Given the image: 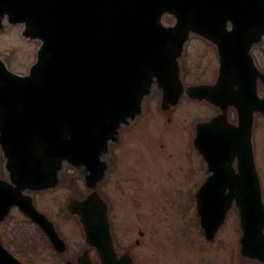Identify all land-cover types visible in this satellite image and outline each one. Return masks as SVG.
I'll list each match as a JSON object with an SVG mask.
<instances>
[{
    "label": "water",
    "instance_id": "obj_1",
    "mask_svg": "<svg viewBox=\"0 0 264 264\" xmlns=\"http://www.w3.org/2000/svg\"><path fill=\"white\" fill-rule=\"evenodd\" d=\"M164 14L174 17V25L162 24ZM5 16L23 23L24 36L41 45L28 75L13 74L0 62V144L10 179L0 180V219L17 205L62 253L66 246L53 224L20 192L54 187L64 162L82 168L86 185H94L108 141L140 112L156 83L162 104L176 103L185 92L223 111L237 110L240 125L215 140L202 128L218 126L219 117L197 125L193 144L212 174L196 193V211L211 240L234 202L240 254L264 263V205L251 141L264 98L256 96L249 75H258L249 49L264 36V0H0V23ZM190 34L218 47L219 78L212 86L183 88L178 79L177 59ZM227 158L237 161L236 173ZM67 208L79 217L100 264H132L114 253L106 206L97 193ZM78 262L88 264L87 250ZM0 264L20 263L0 246Z\"/></svg>",
    "mask_w": 264,
    "mask_h": 264
},
{
    "label": "rangeland",
    "instance_id": "obj_2",
    "mask_svg": "<svg viewBox=\"0 0 264 264\" xmlns=\"http://www.w3.org/2000/svg\"><path fill=\"white\" fill-rule=\"evenodd\" d=\"M163 22L172 24V16L164 15ZM19 28L22 26L9 25L4 27L2 33L0 32V57L13 71L25 73L35 60L36 47L40 42L27 41L20 35ZM198 40H200L198 37L191 35L180 57L182 68L187 69L189 82L207 81L215 74L213 69L217 60L214 53L208 48L209 45L198 42ZM253 55L258 67L264 70V53L253 52ZM158 102V93L153 91L151 96L145 98L143 110L151 113L158 111ZM171 110L174 111L175 117L182 114L188 116L189 120L186 122V127L181 128L178 125L176 130H168L167 135L163 137L173 146H181L184 153L183 158L189 165L195 164L197 157L191 145L192 124L195 120L209 116L213 107L204 101L190 102L183 97L175 107H171ZM143 124L142 120L135 125L133 130L124 132V145L127 138L134 134V142L138 137L141 143L148 141L168 146L158 133L149 132L145 136L144 129L142 130ZM124 130L120 131L121 136ZM253 145L264 198V117L258 116L254 122ZM65 174H70L68 169L65 170ZM77 176L76 191L78 194H84L83 182L79 175ZM152 181L153 184L152 182L141 184L147 192L152 184L153 195L148 194V200L146 202L144 200V204H141L140 213L136 212L133 217L135 219L136 215H140V224L126 226L119 236V238L130 240L134 238L143 240L144 243L136 251L140 256V264H261L245 258L239 261L237 243L239 231L237 215L232 210L233 208L229 210L230 212L214 239L209 242L204 240L203 232L198 228L194 199L202 178L198 176L171 177L164 172L157 171ZM133 187L139 188L138 184H133ZM72 192L68 186H62L50 192L33 194L35 205L55 222L60 235L66 241L67 250L63 255L54 251L46 236L31 221L14 220L13 225L7 223L2 227L4 231L6 230L8 239L13 233L15 242L12 243L11 251L22 264H65L66 260H73L85 247L81 228L75 218L60 214L63 213L64 202ZM135 226L144 233L143 239L139 238L136 229L133 228Z\"/></svg>",
    "mask_w": 264,
    "mask_h": 264
},
{
    "label": "flooded vegetation",
    "instance_id": "obj_3",
    "mask_svg": "<svg viewBox=\"0 0 264 264\" xmlns=\"http://www.w3.org/2000/svg\"><path fill=\"white\" fill-rule=\"evenodd\" d=\"M198 42L206 43L208 48L213 51L217 64L214 66L213 72L216 76L218 68V58L216 56V47L206 41L198 40ZM253 52L264 53V39L260 43H257L252 47ZM255 59V57H254ZM256 62V59H255ZM257 64V62H256ZM258 66V65H257ZM180 78L183 83H187V69L182 68L180 64ZM262 69V68H261ZM262 71H264L262 69ZM214 77L210 80H202L196 83H207L213 81ZM194 83V82H191ZM263 92L261 91V95ZM219 110L214 108L212 113L199 119L200 122H207L212 117L217 115ZM174 111L170 109L165 111H155L151 113L147 110L143 111V114L136 119L130 127L125 128L120 135V141L116 146H108V154L104 157L106 174L101 181L96 185V190L107 203L108 206V219L110 222L111 230L114 236V246L118 254H129L134 264L139 263V254L137 249L144 243L143 240L134 238L133 240L127 238H119L121 231L130 224H140L139 216L135 213H140L141 204H144L148 200L149 195L152 194V179L157 171L164 172L171 177L186 178L188 176H198L202 178V182L207 177L205 169L206 164L202 159L201 155L196 153L197 161L195 164L189 165L188 162L183 158L184 153L182 152L181 146H173L172 143L168 142L163 135H167L168 130H176L178 125L181 128L186 127V122L189 117L182 115L179 117L174 116ZM140 119V120H139ZM142 130L145 136L151 133H158L162 136L163 140L168 144L164 146L163 143L156 144L148 141L140 142L137 137L136 142L134 134L132 137H128L124 145V132L126 130H133L135 125L142 120ZM226 124L234 125L237 123V115L234 110H230L226 114L224 120ZM172 127L170 128V126ZM127 132V131H126ZM126 139V137H125ZM132 140V141H131ZM235 167V166H233ZM235 169V168H234ZM0 173H2V161L0 158ZM69 177L62 180L63 185H67L70 192L75 193L76 191V171L69 169ZM231 180V179H230ZM152 182L150 190L147 192L145 187L141 184H147ZM133 184H138L139 188H134ZM93 189L86 188V194L92 192ZM147 193V194H146ZM146 194V195H145ZM144 206V205H143ZM19 219H25L18 208L12 207L8 215L0 221V243L9 251H11L12 243H14L13 233L10 235V239L7 238L8 234L6 230L2 229L7 223ZM137 219V221H135ZM136 229L139 238L143 239V232L139 230V227H133ZM11 231V230H10Z\"/></svg>",
    "mask_w": 264,
    "mask_h": 264
}]
</instances>
